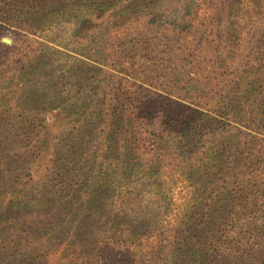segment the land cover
I'll use <instances>...</instances> for the list:
<instances>
[{
    "label": "trees",
    "instance_id": "trees-1",
    "mask_svg": "<svg viewBox=\"0 0 264 264\" xmlns=\"http://www.w3.org/2000/svg\"><path fill=\"white\" fill-rule=\"evenodd\" d=\"M61 24L88 68L78 104L26 87ZM3 32L13 38L0 41V264H264V190L260 225L223 230L242 209L219 180L240 148L264 143V0H0ZM128 47L133 60L169 55L195 69L160 77L182 100L204 97L228 128L183 101L156 119L157 90L127 79L145 77L139 59L100 69ZM248 123L261 139L243 135ZM131 178L150 206L112 207Z\"/></svg>",
    "mask_w": 264,
    "mask_h": 264
},
{
    "label": "rangeland",
    "instance_id": "rangeland-1",
    "mask_svg": "<svg viewBox=\"0 0 264 264\" xmlns=\"http://www.w3.org/2000/svg\"><path fill=\"white\" fill-rule=\"evenodd\" d=\"M176 21L178 20H174L172 25L169 24V27L176 28ZM69 28V26L61 24L59 27L52 29V31L46 37V40L42 39L45 47L48 49L41 55V61L37 72L31 77L30 83L26 85V87L33 92L39 93L41 97L40 99L43 101L57 102L60 100H71L75 104H78L83 99V96L85 97L83 79L86 76V69L88 68L85 67V65H83V63L80 61L81 59H84V57L80 56L81 53L72 51L70 49L71 46L66 37V30ZM2 37L10 39V43L12 41L11 38H13L12 34L9 32L4 33L0 38ZM24 44L25 43H23V46ZM132 53H134V51L131 47H128L123 51L121 56L113 58L114 62H116L115 66H113V64H107V66L104 67L103 64H100V69H105L107 73L112 74L115 73L114 69L121 68V63H123L125 67L128 68V65L131 62L134 63L139 59V74L145 75V77L137 76V79H129L127 75L126 77L129 80L128 82H134L133 84L136 86L143 85V87H146L150 90H157L159 94L152 97L154 111L157 109V112L154 113L156 119L161 120L165 114H169L167 113V110L170 108V106H173L171 101H183L184 103H187L185 107H189L194 111L192 115L194 119H198V113L205 116L207 114H211L212 118L219 121L220 123L223 121L224 123H222V125L224 124L225 127L228 128L229 124L226 120H224V118L214 114L213 112H209L211 111V108L209 104L205 102L206 99H204V97L195 98L194 96V100H182L178 96L168 92V90L174 89L173 86L178 84V82L172 83L171 78L163 79L160 77L163 74L168 76L169 72L173 70H181L184 75L189 74V76H191L195 69H177V66L171 63V57L169 55H158L155 57V60H151L148 54H142L141 57L135 56L133 60L130 57ZM19 56L21 57V55ZM154 61H157L160 63V65H158L157 71L151 74L150 71L155 69V65L153 64ZM42 64L46 65L42 66ZM212 70L215 71L219 69ZM223 70L224 69H221V71ZM162 89H165V91H162ZM69 95H72V98H70ZM158 96H160V98ZM174 106H176V104ZM161 121H163V119ZM231 124L234 125L232 122H230V126ZM256 126H258V124H256ZM256 126L248 123L247 127L239 128L243 132V135L247 136V138L251 139L252 141L254 139L258 140L262 138L259 134L260 130ZM216 131L221 132L222 129L217 128ZM209 135L210 131L208 127L201 130L202 139H207ZM199 145L200 142H198L197 146ZM259 145L261 148H263H260L261 151L263 150L262 152H264V143ZM260 149H257L255 144L240 148L239 153L235 154L233 157V159H236H234L232 164L228 165V175L219 176L220 183L224 180H231L235 186L233 194L235 193L236 197L237 191L240 192L237 203L242 209L241 216L239 218H228L226 226L223 227V230L226 229L228 231H232L235 229L239 232H243L244 228L246 227L260 225L262 223L260 218L262 203L260 200L261 197L258 195H260V191L262 189L264 190V155H261ZM254 153H256V156ZM253 155L255 158H253ZM39 165H41V163H39ZM144 189L145 188L140 184V182H138V180L134 178L129 179L125 185H121L119 189V191L122 193L121 195H117L116 193L111 195V206L118 208L120 207V204H123L121 206L123 209H125V207L127 209L129 208V210L138 209L141 211L142 209H145L146 205L150 206L148 201H151V199ZM176 189L177 188H175V192ZM176 194L177 193H174L173 197H175ZM124 199H127L125 204L122 203ZM251 199L253 200L251 202L253 203L252 205L248 204V201ZM229 239L230 238H228V240ZM230 244L231 243L228 242L225 244V246H230Z\"/></svg>",
    "mask_w": 264,
    "mask_h": 264
},
{
    "label": "water",
    "instance_id": "water-1",
    "mask_svg": "<svg viewBox=\"0 0 264 264\" xmlns=\"http://www.w3.org/2000/svg\"><path fill=\"white\" fill-rule=\"evenodd\" d=\"M0 41L5 43V44H9L10 43V39L6 38V37H2L0 38Z\"/></svg>",
    "mask_w": 264,
    "mask_h": 264
}]
</instances>
